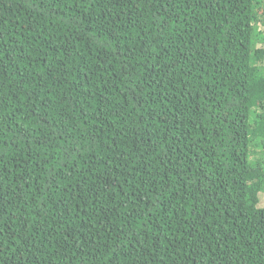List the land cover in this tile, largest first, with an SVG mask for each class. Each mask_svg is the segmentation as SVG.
I'll return each mask as SVG.
<instances>
[{
	"label": "trees",
	"instance_id": "1",
	"mask_svg": "<svg viewBox=\"0 0 264 264\" xmlns=\"http://www.w3.org/2000/svg\"><path fill=\"white\" fill-rule=\"evenodd\" d=\"M261 8L0 0V264H264Z\"/></svg>",
	"mask_w": 264,
	"mask_h": 264
},
{
	"label": "snow or ice",
	"instance_id": "2",
	"mask_svg": "<svg viewBox=\"0 0 264 264\" xmlns=\"http://www.w3.org/2000/svg\"><path fill=\"white\" fill-rule=\"evenodd\" d=\"M255 27L258 32H264V8L259 10L258 16L253 20L249 28ZM257 57L255 63L259 67H250L251 73L249 94L257 98L255 107L259 112L264 113V61L260 60L264 52V43H261L259 49H255ZM249 135L245 138V148L254 161L256 168H264V116L255 115L253 117ZM260 203L264 205V197H261Z\"/></svg>",
	"mask_w": 264,
	"mask_h": 264
}]
</instances>
